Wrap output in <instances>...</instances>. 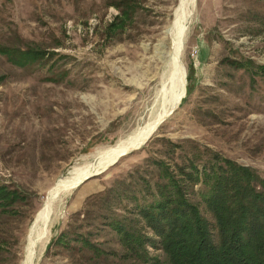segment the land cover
I'll use <instances>...</instances> for the list:
<instances>
[{
  "label": "rangeland",
  "instance_id": "1",
  "mask_svg": "<svg viewBox=\"0 0 264 264\" xmlns=\"http://www.w3.org/2000/svg\"><path fill=\"white\" fill-rule=\"evenodd\" d=\"M115 1L0 0V46L47 52L24 67L0 53V184L27 196L0 211V264H21L30 225L63 176L98 165L169 108L171 81L162 85L161 77L180 0H133L125 27L109 35ZM189 3L179 106L140 148L51 201L54 219L35 264H134L122 256L113 218L152 239L146 248L159 263L138 264H164L158 237L135 208L158 179L154 160L200 163L212 150L264 177V69L249 67L264 66V0ZM202 187L189 196L212 221ZM81 237L118 256L93 258L79 249Z\"/></svg>",
  "mask_w": 264,
  "mask_h": 264
},
{
  "label": "trees",
  "instance_id": "2",
  "mask_svg": "<svg viewBox=\"0 0 264 264\" xmlns=\"http://www.w3.org/2000/svg\"><path fill=\"white\" fill-rule=\"evenodd\" d=\"M114 5L119 13L107 26L109 35L112 29L124 28L135 10L133 0H116ZM0 53L20 67L40 61L47 55V52L33 47L22 49L6 45L0 46ZM230 63L237 68L245 67L239 61ZM249 67L252 73L255 72L253 68L264 69L251 61ZM190 91L188 88L187 93ZM204 152L207 158L200 163L197 157L173 164L154 160L158 179L150 189L149 198L136 202V213L158 237L164 264H264V177L252 167L219 152ZM197 184L203 186L199 191L200 200L212 221L189 196ZM24 199L27 196L20 189L0 184V211L12 212ZM124 219L110 221L124 249V260L134 264L152 260L159 263L158 259L150 257L146 248L147 244L153 243L152 239L132 228L128 219ZM77 241L79 249L87 250L93 258L109 254L118 256L87 238H77ZM1 252L0 245V255Z\"/></svg>",
  "mask_w": 264,
  "mask_h": 264
},
{
  "label": "bare ground",
  "instance_id": "3",
  "mask_svg": "<svg viewBox=\"0 0 264 264\" xmlns=\"http://www.w3.org/2000/svg\"><path fill=\"white\" fill-rule=\"evenodd\" d=\"M190 1L191 0L179 1L178 7L174 12L172 26L168 31L172 41L171 58L169 61L170 68L167 73H164L163 71L161 84L166 85L169 81H171V96L169 108L159 117L153 120L150 124L146 125L144 128L142 127V130L140 132L129 138L126 137L127 139L125 138V140L118 143L109 151L105 153L103 152L104 154H102L98 165L92 166L90 164L91 167H87L79 173L74 174L73 176H63L60 182L56 183L53 188L50 189L48 196L49 198H47L43 208L38 212L35 219L30 225L29 234L26 240V253L21 264H35L37 254L40 248L44 245L47 237L49 236V224L54 219L52 214L51 201L55 199L59 194H66L71 188L77 185L84 178L90 175H95L96 172H99L101 169L113 162L116 157L125 150L143 142L144 139L149 135V133L154 129V127L157 126V124L160 123V121L170 113V111L177 105V103L181 99L180 96L182 94V84L184 82L185 73L181 68L180 55L182 51L183 41L187 33L186 22L192 11L191 5L189 3ZM164 88L166 87L164 86Z\"/></svg>",
  "mask_w": 264,
  "mask_h": 264
},
{
  "label": "water",
  "instance_id": "4",
  "mask_svg": "<svg viewBox=\"0 0 264 264\" xmlns=\"http://www.w3.org/2000/svg\"><path fill=\"white\" fill-rule=\"evenodd\" d=\"M184 93H186V84H185V89H184ZM181 102V101H180ZM180 104V103H179ZM179 104H177V106L175 107V108H173L171 111H170V113L167 115V116H165L161 121H160V123H158L157 124V126H155L154 127V129L149 133V135L144 139V141L142 142V143H140V144H138L137 146H134V147H131V148H129V149H127V150H125L124 152H122L120 155H118L117 157H116V159L113 161V162H111L109 165H107L105 168H107L108 166H111V165H113V164H115L122 156H124V155H126V154H128V153H130V152H132L133 150H135V149H138V148H140L152 135H153V133L156 131V129L158 128V126L162 123V121H164L170 114H172L173 113V111L179 106ZM104 168V169H105ZM104 169H102L101 171H103ZM100 171V172H101ZM96 174H98V173H95V175ZM91 176H93V175H90V176H88V177H86V178H84L83 180H81L76 186H78L79 184H81L84 180H86V179H88L89 177H91Z\"/></svg>",
  "mask_w": 264,
  "mask_h": 264
}]
</instances>
